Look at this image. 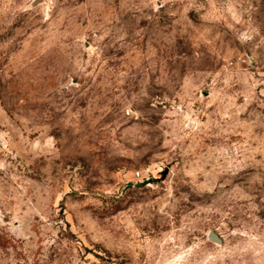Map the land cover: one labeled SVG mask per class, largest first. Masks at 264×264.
Listing matches in <instances>:
<instances>
[{"label": "rangeland", "instance_id": "1", "mask_svg": "<svg viewBox=\"0 0 264 264\" xmlns=\"http://www.w3.org/2000/svg\"><path fill=\"white\" fill-rule=\"evenodd\" d=\"M34 1L0 0V264H264V0Z\"/></svg>", "mask_w": 264, "mask_h": 264}, {"label": "water", "instance_id": "2", "mask_svg": "<svg viewBox=\"0 0 264 264\" xmlns=\"http://www.w3.org/2000/svg\"><path fill=\"white\" fill-rule=\"evenodd\" d=\"M39 1L40 0H35L34 3L32 4V6L38 5ZM166 174H167V172L164 173V177L166 176ZM151 183H152V181L150 179H148L147 181H145L144 183L139 184L138 186L139 187H143V186H146V185L151 184ZM208 238L213 243H216L218 245L222 244L221 238L215 232H210L209 235H208Z\"/></svg>", "mask_w": 264, "mask_h": 264}]
</instances>
